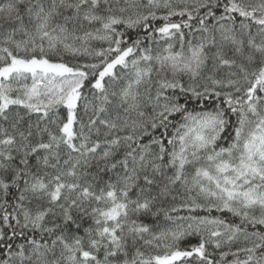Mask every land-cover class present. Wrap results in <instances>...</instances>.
<instances>
[{
    "label": "snow or ice",
    "instance_id": "snow-or-ice-1",
    "mask_svg": "<svg viewBox=\"0 0 264 264\" xmlns=\"http://www.w3.org/2000/svg\"><path fill=\"white\" fill-rule=\"evenodd\" d=\"M0 264H264V0H0Z\"/></svg>",
    "mask_w": 264,
    "mask_h": 264
}]
</instances>
